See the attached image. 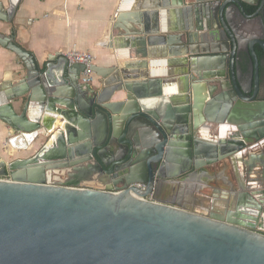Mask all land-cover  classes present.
I'll return each mask as SVG.
<instances>
[{
    "label": "water",
    "instance_id": "water-1",
    "mask_svg": "<svg viewBox=\"0 0 264 264\" xmlns=\"http://www.w3.org/2000/svg\"><path fill=\"white\" fill-rule=\"evenodd\" d=\"M8 2L0 21L12 24L20 0ZM244 4L259 8L248 15ZM167 8L176 27L166 37L161 24L146 30L148 11L117 19L144 26L137 41L160 47L153 59L184 66L169 74L188 76L184 103L164 95L162 82L154 93L139 82L133 69L146 62L93 66L102 87L85 92V67L61 53L39 64L15 29L0 32V46L24 69L0 86V121L14 139H46L31 159L0 156V264H264V166L238 170L235 185L209 175L242 162L249 143L264 145L255 48L264 51V0H157L156 9ZM238 18L250 27L251 97L239 80ZM165 191L173 198L163 200Z\"/></svg>",
    "mask_w": 264,
    "mask_h": 264
},
{
    "label": "crops",
    "instance_id": "crops-1",
    "mask_svg": "<svg viewBox=\"0 0 264 264\" xmlns=\"http://www.w3.org/2000/svg\"><path fill=\"white\" fill-rule=\"evenodd\" d=\"M0 3L3 4L4 9H8V0H0ZM156 3L157 0H20L14 22L7 24L0 21V32L9 35L15 29L17 43L33 53L39 64L45 63L54 54L67 53L73 49L91 53L94 56V66L105 70L114 68L118 64L135 65L146 62V67L133 69L141 76L139 82L144 83L152 93L159 90L156 87L157 83L162 82L161 88L164 95L170 99L176 98L177 101L179 99L184 103L188 94H184L186 91L183 80H186L188 76L169 77L171 72L177 74L178 71H184V66L169 67L167 65L169 58L153 59L154 56L162 55L159 52L160 47L145 46L143 48L137 41L143 36L140 31L144 26L135 23L137 21L134 20L135 22L126 23L123 27L119 25L117 19L127 10L139 9L137 12H132L137 14L148 11L151 14L146 20V30L149 29V25L155 30L161 24L164 29L163 32L157 33L158 36H169L176 27V17L172 8L156 9ZM125 4L130 7L124 8ZM153 8L154 10H152ZM123 11L125 12L123 13ZM127 13L125 15H128ZM147 36L144 38L146 39ZM144 49L146 58L140 53ZM158 62H165L166 65H153ZM23 74V63L14 53L0 46V86L5 80L14 77L17 79L20 77L19 75ZM101 87L102 78L95 74L93 84L83 86V89L85 92H91L93 88L101 89ZM121 96L117 95L114 100L116 101ZM14 136L10 127L0 121V151L8 149ZM44 141V138H39L38 141L36 139L30 144L24 141L18 144L15 149L17 150L16 155H14L17 156V154L25 152L36 154L44 147ZM248 153L244 151L242 156L239 155L241 161L251 160ZM229 163H231V169L235 175L238 170L240 172L243 170V166H240L241 163L227 161L228 168L230 167ZM215 168L211 169V172L209 171V175L221 172L228 184L230 182L234 185L237 183V179L233 180L229 175V178L227 177L228 170L226 168L218 166ZM171 192L165 191L161 195L162 199L167 201L172 199Z\"/></svg>",
    "mask_w": 264,
    "mask_h": 264
},
{
    "label": "flooded vegetation",
    "instance_id": "flooded-vegetation-1",
    "mask_svg": "<svg viewBox=\"0 0 264 264\" xmlns=\"http://www.w3.org/2000/svg\"><path fill=\"white\" fill-rule=\"evenodd\" d=\"M245 6V10L246 13L248 15H253L251 13H249L248 9L246 8L247 6H252L249 4H244ZM259 6V5H258ZM257 6V7H258ZM236 25H237V35L239 36V42H240V47H239V57H238V65L241 69V72H239V80L242 83V85L250 92L247 97H251L253 95V93L255 92V82L254 80H252L251 77V57L250 54L248 52V47H249V36H250V27L248 25V23L246 24L243 20H241V18L236 20ZM254 27H252V29L255 28V32L254 35L256 36H261V28L260 25L258 23H255L253 25ZM231 47H232V42H231ZM256 47L260 48L261 51H263V49L259 46L256 45ZM255 47V48H256ZM260 89H259V93H258V99L259 100H264V73L261 74L260 71ZM256 150H258L256 152ZM247 152H249V156H250V161L249 164L247 165L248 168L242 164V162H240V166H243V170H241V172H253L256 165H263L264 166V145L260 146V144L258 145L256 142H252L249 143V149L247 150ZM248 170H247V169ZM240 171V170H239ZM249 172V173H250ZM248 173V174H249ZM242 180H244L242 182V185H247V179L246 178H242Z\"/></svg>",
    "mask_w": 264,
    "mask_h": 264
},
{
    "label": "built area",
    "instance_id": "built-area-1",
    "mask_svg": "<svg viewBox=\"0 0 264 264\" xmlns=\"http://www.w3.org/2000/svg\"><path fill=\"white\" fill-rule=\"evenodd\" d=\"M68 61L70 66L81 65L85 67L84 72L81 75V84L85 86H91L93 84V79L95 77L93 66H94V56L88 52H81L76 49L70 52L62 54ZM144 189L145 185H139ZM148 200H152L147 198Z\"/></svg>",
    "mask_w": 264,
    "mask_h": 264
},
{
    "label": "rangeland",
    "instance_id": "rangeland-1",
    "mask_svg": "<svg viewBox=\"0 0 264 264\" xmlns=\"http://www.w3.org/2000/svg\"><path fill=\"white\" fill-rule=\"evenodd\" d=\"M40 138H43V137H40ZM37 141H38V139H37ZM44 143H46V139H45ZM0 152H1L0 153V156L5 161H7V163H13L14 161L20 160V159H22V160L31 159L32 157H34L36 155V154H33V153H27V152H25V153L17 154V156H15L16 154L11 156V155L8 154V152H7L6 149L5 150H1ZM228 165H230V167L229 168L228 167L226 168L228 170L227 173H226L227 176L229 175V176H231L233 178V180H236L235 173H233L232 172V169H230L231 166H232L231 163H229ZM241 167H242V165H241ZM215 169H217V168H215ZM230 170H231V172H230Z\"/></svg>",
    "mask_w": 264,
    "mask_h": 264
},
{
    "label": "bare ground",
    "instance_id": "bare-ground-1",
    "mask_svg": "<svg viewBox=\"0 0 264 264\" xmlns=\"http://www.w3.org/2000/svg\"><path fill=\"white\" fill-rule=\"evenodd\" d=\"M61 123L59 122V123H57V128H60L61 127ZM57 139H58V135H55V137L51 140L52 142H51V144H50V146H49V149L52 147V145L53 144H55L56 143V141H57ZM24 141H26L25 140V138L24 137H19V138H16V139H13L12 140V143H10L9 144V147L11 148V151L15 154L16 152H17V150H15L16 148H17V146H18V144H21L22 142H24ZM27 143V142H26ZM8 147V148H9ZM9 154V153H8ZM13 154V155H14ZM11 155V154H10ZM231 169V168H230ZM222 174V173H221ZM228 177V176H227ZM229 178V177H228ZM234 184V183H233ZM253 210V213H255L254 211V209H252Z\"/></svg>",
    "mask_w": 264,
    "mask_h": 264
},
{
    "label": "trees",
    "instance_id": "trees-1",
    "mask_svg": "<svg viewBox=\"0 0 264 264\" xmlns=\"http://www.w3.org/2000/svg\"><path fill=\"white\" fill-rule=\"evenodd\" d=\"M246 8L248 9L249 13L254 14L258 10L259 6H247ZM256 53L260 61V71L262 74L264 73V51H261L260 48L256 47Z\"/></svg>",
    "mask_w": 264,
    "mask_h": 264
}]
</instances>
